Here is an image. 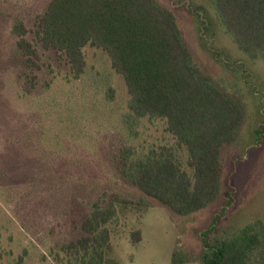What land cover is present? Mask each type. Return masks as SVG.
<instances>
[{"label": "rangeland", "instance_id": "rangeland-1", "mask_svg": "<svg viewBox=\"0 0 264 264\" xmlns=\"http://www.w3.org/2000/svg\"><path fill=\"white\" fill-rule=\"evenodd\" d=\"M48 1L0 0V262L25 251L22 264H55L51 251L72 237L73 222L103 193L147 205L118 207L109 223V264H199L208 227L216 239L264 217V58L237 46L212 1L157 0L176 16L199 68L239 93L246 106L238 141L221 151L222 195L188 216L120 175L124 150L134 157L174 140L163 121L130 115L126 86L106 53L86 46V66L75 79L54 51L39 48L29 64L17 48L13 26L29 28L31 40ZM229 185L235 193L228 205ZM173 250L188 261L172 263Z\"/></svg>", "mask_w": 264, "mask_h": 264}, {"label": "trees", "instance_id": "trees-1", "mask_svg": "<svg viewBox=\"0 0 264 264\" xmlns=\"http://www.w3.org/2000/svg\"><path fill=\"white\" fill-rule=\"evenodd\" d=\"M211 1L237 46L252 58H264V0ZM29 31L22 23L13 26L17 48L29 64H35L39 48L52 50L77 79L86 66L84 48L100 49L124 81L130 115L164 122L174 145H156L134 157L124 150L117 169L126 181L180 216L222 195L221 151L238 141L245 101L199 68L170 8L157 0H49L36 15L31 40ZM256 133L261 140L262 131ZM234 191L229 185L228 205ZM142 204L147 206L118 194L98 196L80 223L73 222L72 237L51 251L54 263L109 264V223L118 207ZM211 232L212 225L203 231L199 264H264V217L221 238L211 239ZM132 236L139 240L138 231ZM24 253L0 264H22ZM188 259L173 250L172 263Z\"/></svg>", "mask_w": 264, "mask_h": 264}]
</instances>
